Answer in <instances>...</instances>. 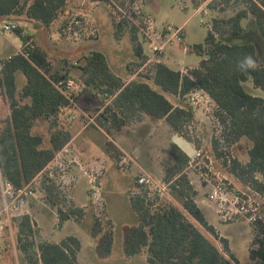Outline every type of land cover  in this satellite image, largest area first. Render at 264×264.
Masks as SVG:
<instances>
[{
	"label": "trees",
	"instance_id": "trees-1",
	"mask_svg": "<svg viewBox=\"0 0 264 264\" xmlns=\"http://www.w3.org/2000/svg\"><path fill=\"white\" fill-rule=\"evenodd\" d=\"M198 9L206 0H193ZM66 0H0V20L26 14L29 24L41 23L45 28L59 18L65 8ZM210 12H218L211 18L212 28L203 44L193 46V51L205 55L196 68L186 74L175 71L163 63H151L146 74L139 77L152 81L151 84L139 79L125 83L115 75L103 53L91 51L80 66L78 81L80 94L99 98L101 104L96 108V123L103 128L121 129L128 122L147 113L154 118L165 117L175 132L184 135L185 121L195 115L189 94L204 91L215 104L214 118L222 129L223 136L232 145L246 140L250 143L247 161L242 163L233 158L228 174L233 179L232 190H246L251 187L264 190V97L247 90L245 84L251 82L254 89L264 92V65L255 45L246 41L249 31L264 43V0H212L208 4ZM230 7L236 12L228 17L220 13ZM251 25H244L245 20ZM121 19L115 30L119 36L128 30L135 55L139 62L129 67L135 70L144 66L148 58L143 54V45L137 33L140 28ZM25 43L32 36L16 31ZM32 48H24L2 59L0 70V91L9 104L6 120L0 122V169L2 176L14 187L20 188L33 181L34 189L42 196V201L57 210L58 225L69 220H79L84 208L76 206L71 200L67 207V195L45 174L47 166L72 140L71 132L62 123V108L70 101L57 88V84L70 77L69 72L53 70L48 52L33 42ZM245 55L255 61V67L246 71L237 68V62ZM17 74H22L25 84L17 91ZM175 96L179 101L170 100ZM110 102L107 104L108 100ZM48 124V143L43 134L34 133L39 124ZM219 139L215 138L211 155L215 161L221 158ZM109 148V151H112ZM175 166L167 170L165 183H173V192L182 208L151 194L134 181L130 192V205L137 216L138 223L128 228L124 237V256L126 260L145 257L147 264H229L234 261L230 254L229 242L221 237L210 224L201 207L195 201L196 193L186 174H183L190 157L173 145ZM206 152V151H205ZM207 153V152H206ZM90 193V192H89ZM70 201V200H68ZM192 218L212 239L196 226ZM17 248L23 264H77L81 241L68 236L60 242L38 237L30 219L24 217L18 223ZM101 218H94L92 238L98 241L95 253L107 257L113 247V231L104 233ZM255 232V231H254ZM264 228L258 230L256 239L250 243V259L264 263Z\"/></svg>",
	"mask_w": 264,
	"mask_h": 264
},
{
	"label": "rangeland",
	"instance_id": "rangeland-1",
	"mask_svg": "<svg viewBox=\"0 0 264 264\" xmlns=\"http://www.w3.org/2000/svg\"><path fill=\"white\" fill-rule=\"evenodd\" d=\"M211 1L212 0H206L198 9L195 8L193 0H113V3L110 0H107L106 2L111 6V10L113 11L117 20L120 19L119 17L121 14L117 8L128 11L127 16H129V19L126 20L129 21V27L132 24H135L140 28L141 31L137 33V36L140 42H142L144 52L146 51V54H148L149 56H152V54L150 51L148 38L145 34V32L147 31V29H145L146 20L151 19L153 21L154 27L157 30H162L168 24H171L175 27H182L184 34V48L182 50H172L168 48L163 56L155 57L154 59L162 61L163 64L167 65L169 68L175 71H180L183 74H186L188 70L196 68L199 65L200 61L206 58L205 55H199L194 52L192 48L194 45L204 43L208 31H210L212 28V16H218L217 11L210 12L208 10L207 6ZM101 5L102 7L107 8L106 4L102 3ZM236 10V8L230 7L226 12L220 13L219 16H231L236 12ZM136 12H140V14H136ZM20 16L23 19L27 18L26 14ZM20 16L12 17L19 18ZM102 20L104 28L101 30L100 35L98 36L100 44L90 42V36L92 34L90 33L91 30L88 28L86 29L85 33L83 31V34L81 35V38L83 39L81 42H79V45H77V43L75 42L64 41L61 37V34L59 35L57 31L52 32L48 36L50 47L59 50H61V48H64L67 51L69 50V48H71L70 50H72V52L77 51V47L85 48L86 51L97 49L107 55L108 58L113 57L115 59L113 60V62L116 64H120L122 61H126V63H129L132 59V54L128 48V39L126 38V41H124L122 44L117 45L109 34V23L105 26V23L107 22L104 16L102 17ZM252 23L253 22L251 19L245 20L243 22L244 25L248 26ZM29 26L30 27L25 30L26 35H36L37 37L43 38L44 42H46L45 35H48V33L46 31V28L41 23L33 22L32 24H29ZM130 29L131 27L129 28V30ZM254 32V29L249 31L250 34L247 35L245 39L246 41L251 42L255 45L260 58V62H262V64L264 65V43L255 36ZM45 45V47H47L48 49V43ZM21 47L22 41L17 34L13 32L6 33L5 35L0 34V59H2L4 56H7L8 54L12 55V53L20 50ZM150 63H155V61H151ZM141 72H145V69H142ZM70 77L78 81L77 77ZM24 84L25 81L23 76L18 74V92L21 90ZM245 86L248 91H250L251 89L256 95L264 97V92L260 89H254L251 82H247ZM176 101H179V99L177 98ZM193 107L195 110V115L192 119L184 122L182 130L185 134L183 136L189 140V142L196 148V150H202L203 152L206 151V154L210 156H214L210 153L213 141L215 140V138H217V140L221 139V142H219V149H221L220 151H222L223 148H226V151L221 152L224 159L218 160L217 162L215 161L214 166L215 170L224 176L227 183V190H229V192H234V190H232V188L235 189V187L232 186L234 181L228 174V172L230 171V166L228 167L225 157L229 155L233 156V158L239 159V161L242 163L246 162L247 151L250 147V143L246 140H242L236 145H232L227 142L226 138L223 136L221 127L218 125L217 121L214 118L215 104L212 100L204 101L200 105ZM8 114L9 104L0 91V122L6 120ZM62 123L65 124L63 118ZM149 129L150 128L147 127L140 129V131L138 132L139 137H136V135H134L133 138H140L139 145L142 147V149H144L143 152L139 153L141 155L140 160L136 156V161H139V163H143V165L148 167L149 170L153 169L152 171H154L156 170L155 168L157 167V164L155 161L149 160V158L147 159L146 151L148 150V147H154L155 149L152 150V155L153 157L155 156L156 159H158V129H155L153 138L147 139L146 134ZM47 131L48 124L46 123L37 125L33 130L34 133H40L44 135L45 147L49 145V137ZM172 149L170 139H168L167 155L170 152H174V150ZM193 156L190 157L189 162L191 161ZM62 160L65 163V166H67V172L69 174L75 172L73 169L74 166H71V164L73 165V163L69 162V159L63 157ZM112 161L113 160L110 161L108 159L107 162L108 164L112 165ZM168 161V156H166L165 160H160L161 163L166 165H168ZM189 162L185 167L183 174L187 175L188 180L192 184L193 188L196 189L195 193L199 194V197H204L207 199L208 186L204 179H202L201 177V174L204 175L207 172L204 167V163H202L200 160H197L192 164V166H190ZM121 167H123V165H121ZM130 171L131 173L123 172L120 168L116 167L115 162L114 169L110 168V166L108 167V169H106L105 176L102 177L100 184L98 177H96L95 185L97 187L96 191L98 192L97 200L93 196V192L89 190L91 188V185L88 183V180L81 178L77 184V186H79L77 191L79 197L82 199L79 200V202L83 201L84 203H87V207L84 208V213L86 212V214L83 215L79 220L65 222L62 226L57 224V210L52 209L49 205H46V203L42 201L41 195H39V199L33 205L35 207L34 210H31L35 221L34 229L38 231V237L46 240L49 239L51 241H58L59 239L70 235L78 237L82 242V249L79 251L80 253L78 264H147L146 259L141 256L130 260H126L124 256V237L126 230L128 228L136 226L138 223L136 214L127 204L126 189L131 183V176L140 172V170L134 164L133 169H131ZM93 175L97 176L94 173ZM141 175L135 177L134 181ZM150 177H152V179L157 182V184L166 185L164 181L166 176L164 174L161 177ZM172 184L173 183L171 182L166 191H164L162 195H160V198L176 204L178 207L182 208L180 202L176 198V193L173 192ZM88 192L90 193L88 194ZM100 196H102L105 202L108 216H106L103 200ZM71 197L72 194L70 192L67 197V204H63V206L67 207L69 205L72 200ZM89 197L91 198V200H89ZM209 206L213 210L210 211V223H213L216 226V229H218L217 232L229 241L232 252L240 260V263L248 264L250 262L249 247L253 246V244H251L250 246V243L254 239L252 235L255 236L254 228L251 225L245 224L241 221L234 223H224L218 218L213 206L210 205V203ZM95 217L101 218V222L103 224L102 227H104V233H108L111 230L113 231L114 242L112 251L110 255L104 258L98 257L95 253V248L98 244V241H95L92 238V229ZM189 219L196 226H198L207 237L212 239V236L208 234V232H206L202 227H200L192 218ZM16 239V235H14L13 238H11L10 236H6L4 239H0V264H23L20 252L17 248ZM261 241L264 242V238Z\"/></svg>",
	"mask_w": 264,
	"mask_h": 264
},
{
	"label": "crops",
	"instance_id": "crops-1",
	"mask_svg": "<svg viewBox=\"0 0 264 264\" xmlns=\"http://www.w3.org/2000/svg\"><path fill=\"white\" fill-rule=\"evenodd\" d=\"M106 1L107 0H66L65 8L63 12L59 15V18L51 25L49 29L46 28V31L48 33V35H45L46 42H44L43 38L37 37L36 35H30V36H33L34 41L36 42L37 45L44 48L48 52L49 60L52 64L53 70L63 69L69 72L70 76L78 78L79 72H80V66L83 65L85 56H87L89 52L91 51H98V52H101V51L97 49L86 51V49L82 47H77L76 48L77 51H74V52L70 50L71 48H69L68 51L64 48H61V50L55 49V48L50 47V43L48 42V39H49L48 36L52 32H56V31L60 35V31L63 25L65 24L66 20L68 19V17L73 14H79V15L86 16V18L88 19L89 29L91 30L90 33L92 34L90 36V42H95V43L100 44L98 36L100 35L101 30L104 28L103 20H102V17L104 16L107 22L105 23V26L109 23L108 31H109V34L111 35V38L116 42L117 45L122 44L124 41H126V38H127L128 43H129L128 48L132 54L131 55L132 59L130 60L129 63H126V61H122L120 64L119 63L116 64L113 62V60H115L113 57L108 58L107 55L101 52L106 57L111 71L115 75L120 77L125 83H129L130 81L134 79H139L141 81L148 82L154 88L158 89V87L154 86L152 81H149V80L146 81V78L139 77L138 75V74H146V71L145 72H141V71L142 69H146L148 64H151L149 62L150 56L146 54V51L143 52V54L148 58V61L144 66H142L138 70H135L129 67L130 64L139 62V58L134 53L133 46H132L127 29H124L123 32H121L118 37L115 36L116 25L120 20L119 19L117 20L113 11L111 10V6ZM110 1L113 3V0H110ZM102 3L106 4L107 8L102 7L101 5ZM2 20H0V22ZM82 39L83 38L75 39L74 41H71V42H75L77 43V45H79V42H81ZM47 43L49 46L48 49L47 47H45L46 46L45 44ZM17 52H14V53H17ZM9 56L10 54H8L7 56H4L2 59L8 58ZM158 63H163V62L158 61ZM68 78H71V77H68ZM163 95L166 96L165 93H163ZM168 98L172 101L176 99L175 96H170V95L168 96ZM110 100L111 99L108 100L107 104L110 102ZM100 104L101 102L99 98L93 97L89 94H80L75 101V109L72 108L66 111L65 113H63L64 114L63 120L65 121L66 128L72 134V140L61 152L58 153L56 158L49 164V166H54L58 162L60 164L61 163L65 164L62 160L63 157H66L67 159H69V162L73 163V165L71 164V166L72 167L74 166L73 169L75 172L70 173V174L68 173L70 177H74V183L71 186V194H72L71 199L76 204V206L80 208H85L87 207V203H84L83 201L79 202V200H82V199L79 197L78 191H77L79 187L77 186V184L81 178L88 180V183H89V179L87 178L88 177L87 175H90V174L93 175L94 173L97 175L96 177H98L99 184H100L102 177L105 176L106 169H108L109 166L110 168L114 169L115 162H116V167L120 168L123 172H129V173H131L130 170L133 169V166L135 164V166L138 167L140 172L131 176V183L126 189L127 204L131 207L130 192L133 189L135 177L141 174L146 175V176H158V177H161L164 174L166 176L167 170L174 168L175 166V159L173 155L174 152L173 153L170 152L167 155V140L168 139H170V142H171V149L173 148V145H175L182 153H184L185 155L187 154L174 142V137L177 133L171 127V125L167 122L165 117L154 118L147 113H140L138 118L131 120L121 129L117 130L112 127L103 128V127H100L95 121V118L98 115V113H96V108H98ZM70 116H73L74 119L69 120ZM146 127L150 128L146 134L147 139L153 138V133L155 132V129H158V140H157L158 159H156V157L155 156L153 157L152 155V150L155 149L154 147L152 148L148 147L147 148L148 150L146 151L147 159L149 158V160H153L157 164V167L155 168L156 170L154 171H152L153 169L149 170L148 167L143 165V163L141 162L139 163V161H136L137 157L140 160L141 155L139 153L143 152L144 149H142V147L139 145L140 138L136 139L133 137L134 135H136V137L137 136L139 137L138 132L140 131V129L146 128ZM109 148H112L113 150L109 151ZM166 156L169 157L168 165L160 162L161 159L165 160ZM108 159L110 161L113 160L112 165L108 164L107 162ZM121 165H123V167H121ZM193 189L194 191H196L195 188ZM100 197L102 198V196ZM89 200H91L90 197H89ZM195 201L201 207V210L203 214L205 215V218L210 223L209 221L210 211H213V210L210 208L208 200L204 197H199V194L196 193ZM35 202L36 201H34L31 204L30 211L32 209L34 210L35 207L33 205L35 204ZM103 204L105 207L106 216H108L104 200H103ZM72 221L73 220H69L67 222H72ZM238 221L248 224L244 220H237L234 222H238ZM234 222H230V223H234ZM210 224H212L216 228V226L213 223H210ZM216 230L218 231V229ZM219 235L221 236V234ZM70 236H73V235H70ZM66 237L68 236H65L64 238ZM221 237L225 238L224 236H221ZM252 237L254 236L252 235ZM64 238L59 239L58 241H52V242L58 243ZM81 249H82V242H81ZM251 249L256 250L257 248L255 245H253ZM229 250H230V254L232 258L234 259L233 262L237 264H241L240 260L233 254L230 244H229ZM79 253H78V262H79ZM143 258L145 259V257ZM248 264H260V261L250 259V262Z\"/></svg>",
	"mask_w": 264,
	"mask_h": 264
},
{
	"label": "built area",
	"instance_id": "built-area-1",
	"mask_svg": "<svg viewBox=\"0 0 264 264\" xmlns=\"http://www.w3.org/2000/svg\"><path fill=\"white\" fill-rule=\"evenodd\" d=\"M117 9L121 13L119 20H121V18L129 19V16H127L128 11L120 8ZM136 14H140V12H136ZM0 23V34L2 35L10 32L16 34V31L18 30H21L22 33L26 35L25 30L30 27L27 18L23 19L21 16L19 18L8 17ZM88 28L89 25L86 16L73 14L66 20L60 34L64 40L71 42L75 39L81 38L83 31L85 33ZM145 29H147L145 34L148 38L152 54L149 62H158L159 60L154 58L163 56L168 48L172 50H182L184 48V34L182 27H175L168 24L162 30H157L153 25V21L148 19L146 20ZM33 42L34 38L27 40L25 43L22 42V47L17 53H23L22 50L24 48H32L34 46ZM24 56L28 57L29 55L28 53H25ZM2 65L3 61L0 59V70ZM56 86L70 101V105L62 108L61 112L65 113L72 108L75 109L74 96L81 89L79 82L73 78H67L60 81ZM188 98L190 104L193 106H198L204 101L211 100L210 97L202 90L194 91L189 94ZM73 119V116L69 117V120ZM219 142H221V139H219ZM222 151H226V148H223ZM225 158L229 167L233 156L227 155ZM192 159L189 162L190 166H192V164L197 160L204 163V167L207 172L204 175L201 174V177L208 186L207 200L210 205L213 206L218 218L223 222L229 223L237 220H244L254 228L255 236L258 235L259 227L262 226L264 228V190L257 191L251 187H247L246 190L229 192V190H227V183L224 176L215 170V157L206 154V152H203L202 150H197ZM223 159L222 154L219 160ZM44 172L48 178L54 181L68 197L71 192V186L74 183V177L69 176L67 166L58 162L54 166L48 165ZM87 176L89 184L91 185L90 190L93 192V196L97 200L98 193L95 185L96 176L91 174ZM36 183L37 181L35 180L25 186L16 188L10 181L6 180L2 176L0 169V239H4L6 236H10L11 238H13L14 235L17 236L18 223L24 217H28L32 227H35V221L30 211V206L34 201L39 199L40 194L34 189V184ZM136 183L140 186H144L149 193L157 194L158 196L162 195V193L166 191L167 187L171 184H157L152 177L146 175L139 176ZM58 222L59 221L57 219V224ZM229 264L237 263L230 261Z\"/></svg>",
	"mask_w": 264,
	"mask_h": 264
},
{
	"label": "water",
	"instance_id": "water-1",
	"mask_svg": "<svg viewBox=\"0 0 264 264\" xmlns=\"http://www.w3.org/2000/svg\"><path fill=\"white\" fill-rule=\"evenodd\" d=\"M174 142L189 156L192 157L196 153V148L182 134H176Z\"/></svg>",
	"mask_w": 264,
	"mask_h": 264
},
{
	"label": "clouds",
	"instance_id": "clouds-1",
	"mask_svg": "<svg viewBox=\"0 0 264 264\" xmlns=\"http://www.w3.org/2000/svg\"><path fill=\"white\" fill-rule=\"evenodd\" d=\"M255 67V61L250 55H245L237 62V68L240 71H246Z\"/></svg>",
	"mask_w": 264,
	"mask_h": 264
}]
</instances>
